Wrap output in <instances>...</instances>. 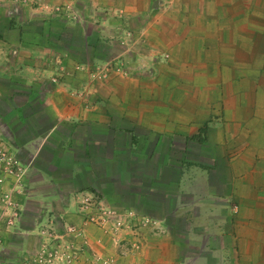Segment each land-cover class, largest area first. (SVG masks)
I'll return each mask as SVG.
<instances>
[{
	"label": "crops",
	"instance_id": "obj_1",
	"mask_svg": "<svg viewBox=\"0 0 264 264\" xmlns=\"http://www.w3.org/2000/svg\"><path fill=\"white\" fill-rule=\"evenodd\" d=\"M0 137L28 169L2 264L84 194L138 218L84 229L117 264H264V0H0Z\"/></svg>",
	"mask_w": 264,
	"mask_h": 264
},
{
	"label": "built area",
	"instance_id": "obj_2",
	"mask_svg": "<svg viewBox=\"0 0 264 264\" xmlns=\"http://www.w3.org/2000/svg\"><path fill=\"white\" fill-rule=\"evenodd\" d=\"M76 70L83 71L86 75V86L84 91L80 92L77 96L83 99L88 94V90L93 85L97 79H105L109 73L112 71V63H106L94 68L89 65L84 67H76ZM118 71V69H116ZM5 161L6 167L9 166L8 171L11 173L10 167L13 161L0 149V162ZM80 212L82 216L81 226L69 225L66 227V232L74 235L76 238H81L84 244H88L87 237H83L84 229L91 223L96 224L103 232L113 236L115 245L120 249L122 245V239L119 235L123 230H128L130 228L129 223L138 218L128 214L127 216H121L111 208L105 206V204L99 200L95 199L93 196L86 194L80 200ZM142 224L150 223V219L145 218L141 221ZM12 221L8 222L11 225ZM40 235L46 240L42 245L39 256L34 259V262L39 264H76L78 261V253L81 251V245L74 244L67 246L68 252L60 251V247L51 249L50 241L57 240V235L52 230H42ZM135 247L133 245L131 248ZM129 250L121 249L119 257H125ZM91 260V261H90ZM90 264H117V260L114 257H99L92 256L89 258ZM1 264V263H0Z\"/></svg>",
	"mask_w": 264,
	"mask_h": 264
},
{
	"label": "rangeland",
	"instance_id": "obj_3",
	"mask_svg": "<svg viewBox=\"0 0 264 264\" xmlns=\"http://www.w3.org/2000/svg\"><path fill=\"white\" fill-rule=\"evenodd\" d=\"M14 1L19 2L20 0H14ZM110 74L111 72L105 79L95 80L93 85L88 90V94L86 95V97L90 94L91 88L94 86L95 83L108 79ZM85 86H86V82H85ZM84 89L82 91H84ZM79 93H76L75 95L77 96ZM86 97H84L83 99L85 100ZM83 99H80V100H83ZM0 149L13 161L12 166L10 167V170L12 171L11 173H9L8 171L9 166L5 169L6 167L5 161L0 162V243H1V240L4 239V237L6 236L5 234L8 231H12L16 227V225L20 222V219L23 216L22 214L24 212H23V201L22 200H23V193L25 194L24 183H25V176H26L28 169L26 165L22 164L21 161H19L17 157L9 151L8 147L6 146L5 142L3 141L1 137H0ZM84 195H82L81 198ZM91 196H93L96 200L99 199V197L96 195H91ZM79 208H80V201H79ZM9 221L10 222L12 221L11 225H8ZM89 225H93L98 228L96 224L91 223ZM67 226H65L62 235L57 234L54 228H51L49 226L42 227L41 229H39L38 232H39V238H40V245L34 251L32 257L22 264H39L37 262H34V259L39 256L40 249L42 245L44 244V242H46L43 236L40 235V232L46 229L52 230L57 235V240H52L49 242L50 243L49 246L51 247V249L53 248L58 249L57 246H59L60 251L67 253L68 250L66 249V247L73 245V243L77 244L76 240L79 241L77 245H81V251L78 253L79 258H78L77 263L80 260H84V264H90L91 260L89 261V258L91 257L92 259V256H99L102 258L107 257V256L102 255L99 251H97L95 247H93L92 244H90L89 242L88 244H84L81 238H76L74 235L67 233L66 232ZM98 229L101 231L100 228ZM102 233L105 236H107V238H110L113 244L115 243L113 236L105 232H102ZM85 236H86V233L85 231H83V237ZM95 241H96V245L101 244V241L99 239Z\"/></svg>",
	"mask_w": 264,
	"mask_h": 264
}]
</instances>
